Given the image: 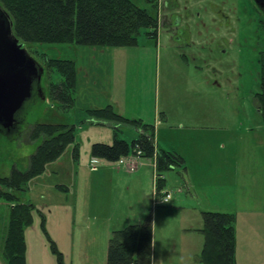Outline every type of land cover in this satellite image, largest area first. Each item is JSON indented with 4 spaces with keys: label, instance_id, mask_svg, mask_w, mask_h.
<instances>
[{
    "label": "rangeland",
    "instance_id": "374dc122",
    "mask_svg": "<svg viewBox=\"0 0 264 264\" xmlns=\"http://www.w3.org/2000/svg\"><path fill=\"white\" fill-rule=\"evenodd\" d=\"M133 1L150 7L146 0ZM215 2L225 3L227 20L220 14L212 16ZM162 5L167 14L171 9L190 12L189 26L181 24L193 34L194 45H186L188 34L175 37L162 25L155 39L142 31L137 46L103 47L106 50L101 52L96 49L101 47L71 43H25L29 54L44 67L43 97L26 105L20 133H0V182L14 169L29 170L31 157L46 138L36 136V124L75 126L78 146L68 147L59 160L47 165L43 175L23 183V191L9 190L16 200L0 197V264H8L4 242L10 208L18 204L35 207L32 223L24 231L28 264H60L52 243L64 264H107L111 232L99 231L98 221L107 226L108 220L112 230H119L150 220L159 247L165 235L160 216L184 214L181 204H176L178 195L167 204H154L151 193L156 175L151 193L142 181L132 180L131 172L142 160L133 159L135 170L131 171L116 162L91 159L94 143L112 145L117 133L129 143L138 137L136 126L114 123L119 129L91 120L88 110L104 107L108 91L117 95L112 99L119 112L127 104L131 118L142 117L159 126L156 144L159 141L186 155L191 176L201 171L222 174L214 177L219 185L209 186L217 195L203 197L204 206L233 214L236 235L251 231L264 236V116L255 100L260 96L264 102L259 93L264 77V17L253 0H163ZM183 55L190 61L185 62ZM47 59L76 64L78 90L76 86L69 107L53 96L52 86L60 85L63 77ZM87 75H95L99 86H89ZM167 179L168 187L180 185L174 175ZM57 184L67 185L71 192L61 191ZM218 189H223L221 195ZM74 199L82 207H73ZM189 200L192 197L184 207L190 212L186 216L191 214ZM176 220L169 219L170 237H176Z\"/></svg>",
    "mask_w": 264,
    "mask_h": 264
},
{
    "label": "trees",
    "instance_id": "16d2710c",
    "mask_svg": "<svg viewBox=\"0 0 264 264\" xmlns=\"http://www.w3.org/2000/svg\"><path fill=\"white\" fill-rule=\"evenodd\" d=\"M150 7H140L133 0H0V6L11 16L14 34L24 43H71L87 47H133L138 45L142 31L148 37H158L157 5L147 0ZM63 77L60 85L52 86L53 96L64 106H71L78 82L77 67L71 60L47 59ZM262 98V99H261ZM261 102L263 97L257 96ZM91 119L100 122L123 123L138 127V139L132 143L115 136L114 143H94L91 156L109 162L142 151L146 160L156 159L157 191L161 195L165 187L164 173L185 166L184 159L175 152L157 149L155 129L140 120L128 119L117 113L112 106L88 110ZM151 128V133L141 132ZM120 129V127H118ZM36 136H45L44 143L31 157L27 172L13 170L1 179L0 197L16 200L9 190L23 191V183L43 175L47 165L59 160L66 149L76 143V127L66 124H36ZM5 186L7 190H2ZM4 254L8 264H27L25 228L31 225L32 204L12 206ZM205 237L201 254L202 264H237L235 217L233 214L205 211L202 213ZM54 252L60 264L62 254L54 243ZM154 232L151 221L129 225L112 233L109 240L107 264H154Z\"/></svg>",
    "mask_w": 264,
    "mask_h": 264
},
{
    "label": "crops",
    "instance_id": "0c3cea01",
    "mask_svg": "<svg viewBox=\"0 0 264 264\" xmlns=\"http://www.w3.org/2000/svg\"><path fill=\"white\" fill-rule=\"evenodd\" d=\"M159 31H160V28H159ZM159 31H158V34H159ZM177 40L179 39L177 38ZM188 40L189 41L187 42L189 43H186V45H191V46L194 45L193 34L189 33ZM102 48L103 47L96 48V49L97 51L101 52L102 50H104ZM183 59L185 62L190 61L185 55H183ZM80 73H79V78H81ZM109 76L110 77L112 76V70L111 72H109ZM87 78H91V81L89 82V86H96V87L99 86L98 85L99 80H95V75L93 76V78L90 77V75H87ZM79 84H80V81H79ZM77 85H78V82H77ZM77 90H78V86H77ZM116 96L117 95H113L111 91H108L107 98L105 99L107 101L106 105H103L104 107L102 106L95 107V109L112 106L114 110L120 115L128 119L140 120L143 124L154 127L155 133L156 131H159L158 130L159 126L157 127V126L152 125L151 123H146L142 117H138V119L131 118L130 117L131 115H129L130 110L127 109L128 108L127 104H126V107H124L122 112H119L117 109H115L117 105H115L112 98H115ZM119 99L120 101L124 102V98L119 97ZM96 121L98 123H108V124L111 123L112 126L116 128L119 127V125L114 124V122H100L98 120ZM159 124H162V123L159 121ZM138 137L137 138L134 137V140L138 139ZM72 146L74 150L76 146L75 145H72ZM156 146H157V149L161 151H170V152L177 153L185 161V166H183V168L177 167L173 170H170L164 173L163 178L165 180V187L161 192V194H163V193L172 191L174 195L173 197L178 195L176 204H181L180 205L181 207L179 208L182 209L181 211H183L184 214H182L181 216H173V215L169 216L167 214H164L165 220H163L164 218L163 215L160 216V222L162 221V225H164L165 227V235L163 236L159 247L157 245V242L154 240L153 263L154 264H202L201 254H202L204 244H205V237L203 233L200 231L204 227L202 213L205 211L227 213V210L221 211V210L212 209L211 207L204 206L203 197L207 198L210 193H212L214 196L217 195L216 189L209 187V186L212 183L218 184V180L214 181V177H216V175L220 176L222 174L216 173L214 175L213 174L208 175V173L201 171V172H197V174H195L194 176H191L192 167L188 165L189 163H188L186 155H183L182 153L177 151V149H169L165 145H160L159 141L157 142ZM72 155H73V152H72ZM80 157L81 156L79 153L78 161ZM90 157L91 159L93 158L92 156ZM97 160L98 162L100 161L99 159ZM104 161L105 160H102V162ZM141 162L142 164L140 165V167L136 171L131 172L132 174L130 177L132 178V180L135 181V183H137V181H142L144 185L147 187L148 193H151L154 187V190L151 193V195L153 196V202L155 205H161L157 203L160 195L158 194V191H157L158 178H157L156 159H153V160L144 159ZM150 165L154 169H152ZM96 170L97 169L92 168V171H96ZM171 175H174L179 178L180 185L178 187H174V186L168 187L167 186L168 184L167 176L170 177ZM154 176L156 180H155L154 186L151 189L150 186L152 182H154ZM57 187L63 192H66V193L71 192L70 188L65 184H57ZM218 191H219L218 195H221L223 189H218ZM190 197H192V200L191 201L189 200V204H190L189 209L191 211V214L186 216L185 214H189L190 212H188L187 211L188 209L184 207L186 206L185 204H187V199H189ZM72 202H73L72 204L73 207H76V208L78 206L82 207L81 204L78 205L79 200L76 201L74 199V201ZM222 203L225 204L224 202ZM84 207H86V203ZM224 207L227 208L226 206ZM174 209H178V208L175 207ZM163 210H166V209L164 208ZM174 217H177L176 231H175L176 237H170L168 231H170L169 225L171 224L172 220L169 221V219H173ZM188 219L189 221H187ZM189 222H190V225H189ZM106 223H108L109 225V223L111 222H108V220H106ZM96 225H99L98 227L99 231L100 229H102L103 231L101 232H103L104 235H106L107 233L109 234L110 232L112 235V233L116 231V230H112L111 226H108V225L106 226L104 223H99V221L96 223ZM129 225H133V224H129ZM235 231H236V228H235ZM170 232L172 233L173 231H170ZM246 232L248 231H245V233L241 232L240 235L238 234L236 235V252H235L236 263L237 264H264V236H260L259 234H254L251 231L248 233ZM27 264H28V261H27Z\"/></svg>",
    "mask_w": 264,
    "mask_h": 264
},
{
    "label": "water",
    "instance_id": "95a60500",
    "mask_svg": "<svg viewBox=\"0 0 264 264\" xmlns=\"http://www.w3.org/2000/svg\"><path fill=\"white\" fill-rule=\"evenodd\" d=\"M11 16L0 6V126L13 127L17 115L40 83L44 67L16 37Z\"/></svg>",
    "mask_w": 264,
    "mask_h": 264
},
{
    "label": "flooded vegetation",
    "instance_id": "af4514ba",
    "mask_svg": "<svg viewBox=\"0 0 264 264\" xmlns=\"http://www.w3.org/2000/svg\"><path fill=\"white\" fill-rule=\"evenodd\" d=\"M150 1H152L153 4L157 5V7H158L157 12H158V26H159V28H160V25H162V27H165L166 30L168 32H170L172 35H175V37H177L179 35V33H181L182 35L188 34L184 38V40L189 41L188 40L189 39V33L187 31H185L186 30L185 28H182L181 23L186 22V25H187L186 28L189 26L188 23H189V18L191 16V15L189 16L190 12H189V14H183V13H180L179 9H177V10L171 9L170 11L168 10L169 14H167V13H164L165 7L162 5L163 0H150ZM253 1H254L255 7L258 10V12L264 17V0H253ZM213 5H214L213 6L214 10L212 12H214V13L212 16L215 18V14L216 15L220 14V15H222L223 19L227 20L228 15L226 12H224L225 3L223 2L220 4V2H215ZM215 12H218V13H215ZM196 15L200 16V13H196ZM206 62H207V60L204 61V63H206ZM215 70H217V69H215ZM44 74H43V76H44ZM42 81H43V77H42V80L40 83L34 84L32 97L28 102H26L23 109L17 115L16 121H15L13 127L10 129H7L3 126H0V133L10 134V135L20 133V129H21L20 126L24 121L23 112H24L26 105L31 103V102L32 103L37 102V101L41 100V97H43ZM259 93H260V95H264V77H262V81H261V84L259 87ZM255 100H257L259 102V104L261 105L259 108H257V111L264 116V102H261L259 99H256V98H255Z\"/></svg>",
    "mask_w": 264,
    "mask_h": 264
},
{
    "label": "built area",
    "instance_id": "2783aa9c",
    "mask_svg": "<svg viewBox=\"0 0 264 264\" xmlns=\"http://www.w3.org/2000/svg\"><path fill=\"white\" fill-rule=\"evenodd\" d=\"M133 159L137 160H144L145 158L143 157L142 151L140 149H137L136 152L130 153L128 156H125L121 158L117 164L122 165L127 167L128 169L130 168L131 171L135 170V165L132 162ZM130 161V162H129ZM173 198V192L169 191L166 193H163L157 201L158 204L164 205L169 203Z\"/></svg>",
    "mask_w": 264,
    "mask_h": 264
}]
</instances>
